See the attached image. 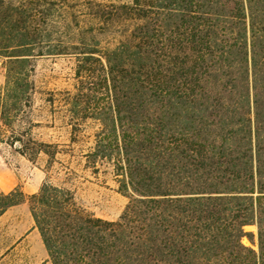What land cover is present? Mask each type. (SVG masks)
Returning <instances> with one entry per match:
<instances>
[{"label":"trees","instance_id":"trees-1","mask_svg":"<svg viewBox=\"0 0 264 264\" xmlns=\"http://www.w3.org/2000/svg\"><path fill=\"white\" fill-rule=\"evenodd\" d=\"M0 45L75 58L128 199L106 220L47 181L0 192L51 264H264V0H0Z\"/></svg>","mask_w":264,"mask_h":264},{"label":"rangeland","instance_id":"rangeland-1","mask_svg":"<svg viewBox=\"0 0 264 264\" xmlns=\"http://www.w3.org/2000/svg\"><path fill=\"white\" fill-rule=\"evenodd\" d=\"M83 1L59 0L75 6ZM13 51L16 47L0 45L5 57L0 72V192L18 187L28 195L47 181L69 189L76 203L93 216L118 219L128 199L118 189L112 160L93 155L103 131L102 117L86 109V97L80 98L77 109L70 105L82 90L74 78L75 58ZM15 58L23 61L17 87L10 76V69L19 64ZM33 229L26 202L0 214V264H51ZM244 230L255 233L256 226L246 225ZM241 242L257 250L255 241L242 237Z\"/></svg>","mask_w":264,"mask_h":264},{"label":"built area","instance_id":"built-area-1","mask_svg":"<svg viewBox=\"0 0 264 264\" xmlns=\"http://www.w3.org/2000/svg\"><path fill=\"white\" fill-rule=\"evenodd\" d=\"M4 60H5V57L0 54V72H1V69L4 67L3 66L4 65Z\"/></svg>","mask_w":264,"mask_h":264},{"label":"crops","instance_id":"crops-1","mask_svg":"<svg viewBox=\"0 0 264 264\" xmlns=\"http://www.w3.org/2000/svg\"><path fill=\"white\" fill-rule=\"evenodd\" d=\"M36 230V229H35ZM31 232H34V229L31 231ZM40 237V236H39ZM42 243V242H41ZM45 254H46V252H45ZM47 256V255H46Z\"/></svg>","mask_w":264,"mask_h":264}]
</instances>
